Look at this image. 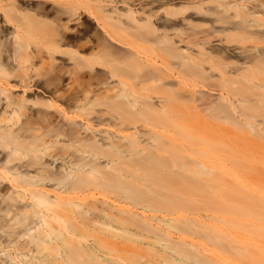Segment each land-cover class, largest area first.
Returning a JSON list of instances; mask_svg holds the SVG:
<instances>
[{
  "label": "rangeland",
  "instance_id": "rangeland-1",
  "mask_svg": "<svg viewBox=\"0 0 264 264\" xmlns=\"http://www.w3.org/2000/svg\"><path fill=\"white\" fill-rule=\"evenodd\" d=\"M198 2L0 0V88L12 97L0 102V116L6 118L2 128L27 143L49 125L51 134L63 131L49 151H37L41 161L33 166L28 156L7 162L10 148L0 145V264H71L70 246L79 247L94 264H264V81L245 76L264 56V5L254 0ZM73 6L80 9L71 17L68 8ZM183 6V14L166 12ZM237 10L248 32L240 28ZM98 14L104 19L98 21ZM111 28L114 34L106 32ZM243 37L249 41H240ZM253 42L260 46L244 45ZM173 51L180 54L174 60L193 67V72L186 67L183 79L174 66L176 75L165 85L174 92L180 113L168 119L162 115V122L183 119L187 126H169L176 148H138L132 157L121 148L125 159L116 165L112 155L70 147L68 135L78 131L105 147L134 135L146 145L140 129L151 131L153 125L144 120L122 124L117 112L113 117L106 111L105 95L135 83L119 75L117 67L143 66L150 73L154 65L165 66L162 57L172 61ZM24 75L28 86L20 84ZM154 96L157 106L159 95ZM222 97L234 102L232 112L244 121L206 113L204 104ZM199 116L206 123L189 126L192 119L200 122ZM253 139L263 147L254 148ZM81 157L95 158L101 170L95 176L121 173L120 184L133 186L149 200L95 185L70 194L57 178L70 169V159L79 162ZM14 164L21 168L10 172L5 167ZM40 168L52 179L43 185L21 182L25 173L36 175ZM102 180L109 181L107 176ZM33 189L47 192L57 202L54 210L35 204ZM44 219L53 228L40 226ZM185 249L198 255H186Z\"/></svg>",
  "mask_w": 264,
  "mask_h": 264
},
{
  "label": "bare ground",
  "instance_id": "bare-ground-1",
  "mask_svg": "<svg viewBox=\"0 0 264 264\" xmlns=\"http://www.w3.org/2000/svg\"><path fill=\"white\" fill-rule=\"evenodd\" d=\"M122 1V2H128V0H116ZM189 1H195V0H181L182 3H188ZM252 1V0H251ZM257 1L258 4L264 5V0H254ZM205 0H199V4H203ZM195 3V2H194ZM88 4V3H86ZM85 9L88 8L87 5L84 6ZM185 7L183 6L182 9L175 10L171 12V9H166L167 13H173V15H179L185 13L183 11ZM79 7H69L68 13L71 15V17L78 14ZM97 20H103V15H96ZM236 16L242 17V20L238 23L240 28L248 32V24L247 20L245 19V16L243 15L242 11H236ZM95 17V16H94ZM132 19H135L134 15H131ZM114 23V22H113ZM106 32H110L111 34L115 33L114 28L107 29ZM240 41L247 42L246 38H239ZM251 40V39H250ZM15 44H18L16 46L15 51L17 53H20V49H22L21 44L18 42V39L15 38ZM246 48H253V47H259L260 44L258 42H253V44H244ZM263 52H260L262 54ZM179 53H175L174 51L170 53V56L172 57V61L168 60L166 57H162L163 62L165 66L161 65H154L152 72H144L143 66H135V67H125V68H118L117 71L119 75L127 77L128 79H132L135 81V83L127 84L125 87L118 89L115 93L108 94L106 93L105 97L108 98V101L106 102L107 108L106 111L111 114L113 117H116V112L118 113L119 119H121L122 124L128 122H131V124H137L139 121H147L149 124L153 125L152 130H148L143 126V128L140 129L142 134L144 136H147V142L146 145L143 143V141L138 137L137 135L129 137H124L126 139V142L119 143L117 141H112L109 143L108 147H105L96 137L94 136H88L84 135L81 131H78L75 133L74 136H70V147H76L77 151L80 152H89V155L93 154L91 150H94L95 153H102L104 155H112V158L110 159L112 162H117L116 165H121L122 159H125L124 155L121 153V148H127V151L131 154V157L135 153H140L138 148H176V144H173V139L171 136V132L168 130L169 126H171V123L173 124V128L175 127H182L183 129L187 126L184 123L185 121L183 119H175L173 121H170L169 123L165 124L162 122V115H165L168 119L170 116L174 115L175 113H180L177 108H175V104L173 101L176 99L175 94L170 89L166 88L165 85H167L169 82L167 79L173 78L174 75H176V70L174 66H178L180 69L179 74L177 77L183 78V72L185 71L187 64L180 60H174V57L179 56ZM115 60L109 59V62H114ZM255 62V68L250 72L245 71V76L247 81L255 82L257 79H260L261 81H264V56L257 59ZM189 71L193 72V67H187ZM194 74H198L196 71ZM24 77L21 78L20 84L23 86H28L30 84V81ZM158 81L159 84H155L153 82ZM258 83L262 84L258 81ZM135 86H138V89L135 88ZM154 95H159L158 98L160 99V102L158 103V107L155 105ZM84 98L88 99V93H84ZM6 99L9 102L12 99L10 94H7L6 91L3 88H0V102L1 100ZM243 99H247V96H244ZM206 113L216 119H226L229 120L232 123H236L238 121H244L240 117L238 118L232 111L235 109L234 102L231 99H227L225 97H222L217 103H205L203 106ZM246 107H243L242 116H244ZM249 115V114H248ZM155 117L158 120H149L148 117ZM6 118L0 116V145L4 148H10V150L7 152L6 158L7 162H13V161H20L23 157L28 156V164L29 166L37 165L40 163V158L42 156H39L37 154V151H42V148H45V151H49L50 148L53 146L54 140H59L60 135L63 133L62 130L57 129L54 131V133L51 134L52 126L49 125L46 128L41 131L40 135L34 136L33 140L30 142H26V140L20 139L17 137L14 132V130H6L2 128V122ZM199 121L196 120L189 123V126L192 128H200L201 125L206 123V119L203 116H199ZM200 125V126H198ZM88 127H83V129H86ZM220 131H227L230 128H227V130H223L224 128H220ZM173 130V129H172ZM171 130V131H172ZM151 132V135H148V133ZM180 132H182L180 130ZM46 135H49V137H46ZM153 142H151V140ZM166 142V143H165ZM252 143L254 144V148H262L263 145L257 141L252 140ZM31 148V150H29ZM101 148H111V150H103L101 151ZM75 150V151H76ZM156 161L160 162L163 161L162 156H153ZM87 159V158H86ZM95 158L91 160H85L84 157H81L79 162H75L74 160L70 159L68 162V168L69 170H66L63 172V175L58 177V183H65L67 186L65 190L69 192L70 194L75 192L78 189L89 187L90 185H95V188H99V186L106 187V189L110 188H116L123 191H126L127 193H131L136 198H138L141 201H147L149 199L146 198V195L143 192H140L139 190H136L133 188V186H129L127 184H120L121 173L115 174V177L111 175H104L101 176H95V173L101 172V170L98 167V163ZM132 159V158H130ZM133 160V159H132ZM137 163H142L140 160L136 161ZM78 167H77V166ZM8 169H11L10 172H13L14 170H19L21 168V165L14 164L13 166L9 167L5 165ZM78 168L79 170H76ZM21 171L15 172L20 173ZM26 176L22 178V183L26 184H35V185H43L45 184V180L50 178L52 179V174L48 171H46L44 168H40L36 172V175H30L28 173H25ZM107 176L109 181H104V177ZM26 177H29L26 178ZM55 178V177H53ZM131 187V188H130ZM126 188V189H125ZM128 188V189H127ZM129 189H131L129 191ZM31 196L36 201L35 204H40L44 206L48 211L54 210V205L57 203L56 201L52 200L47 192L41 189H33L31 190ZM70 201H72V198H69ZM150 203V201H148ZM67 208L71 210V205L67 204ZM235 211L239 210V205H234ZM35 215H38L40 212L38 210L33 211ZM264 215V210H263ZM44 223L40 224V226H43L45 224L47 227L53 228L50 221L44 219ZM148 230L155 231V229L149 225ZM33 240H36V236H32ZM183 253L186 255L196 256L198 254L192 253L190 250H182ZM68 260L71 264H94L90 258H88V255L83 252L79 247L77 246H70V252L68 254ZM204 261H206L204 259Z\"/></svg>",
  "mask_w": 264,
  "mask_h": 264
}]
</instances>
